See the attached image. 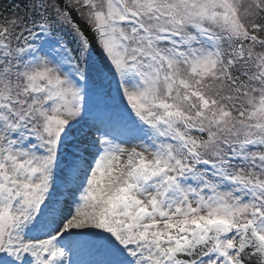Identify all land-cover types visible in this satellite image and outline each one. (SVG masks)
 <instances>
[{"label": "snow or ice", "instance_id": "snow-or-ice-1", "mask_svg": "<svg viewBox=\"0 0 264 264\" xmlns=\"http://www.w3.org/2000/svg\"><path fill=\"white\" fill-rule=\"evenodd\" d=\"M0 264H264V0H0Z\"/></svg>", "mask_w": 264, "mask_h": 264}]
</instances>
